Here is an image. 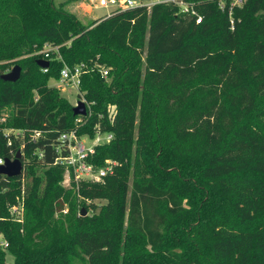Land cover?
Listing matches in <instances>:
<instances>
[{
  "label": "trees",
  "instance_id": "16d2710c",
  "mask_svg": "<svg viewBox=\"0 0 264 264\" xmlns=\"http://www.w3.org/2000/svg\"><path fill=\"white\" fill-rule=\"evenodd\" d=\"M196 1L199 24L172 3L86 24L71 0H0V157L26 165L0 174V264H264V0ZM65 64L87 115L48 84ZM97 128L87 161L114 171L66 187L62 133Z\"/></svg>",
  "mask_w": 264,
  "mask_h": 264
},
{
  "label": "built area",
  "instance_id": "2783aa9c",
  "mask_svg": "<svg viewBox=\"0 0 264 264\" xmlns=\"http://www.w3.org/2000/svg\"><path fill=\"white\" fill-rule=\"evenodd\" d=\"M247 0H232L231 8L233 6H243ZM89 3L94 8H107L108 12L104 17H108L113 13L137 6H146L151 9L154 5L160 3H172L179 8V12L193 16L196 22L199 24L203 21V15L198 10V1L196 0H89ZM221 9L225 10L224 0L219 1ZM103 17V18H104ZM233 23V20H232ZM52 51H58V46L50 44L45 45V48L40 53L44 54L43 59H48ZM84 65L79 64L71 67L67 64L61 70L60 80L66 87H76L80 92L81 75ZM44 71H48V67L43 68ZM104 76L108 75V69H102ZM84 136H80L76 130L64 132L61 135V144L59 151L66 150V154L60 152V156L57 158V162L64 163L67 166V172L64 179V185L66 187L72 186V175L74 180L79 183L83 180L99 181L102 180L108 173L114 171V167L117 164L116 161L107 160V164L102 167H96L94 164L87 161L88 157L95 152V147L101 143L109 142L113 135L111 133L102 132L97 128L96 135L92 139L90 145L86 144ZM4 162V159L0 157V164ZM17 206L12 207V211L16 212ZM66 212V210H64ZM1 244H4L1 242Z\"/></svg>",
  "mask_w": 264,
  "mask_h": 264
},
{
  "label": "rangeland",
  "instance_id": "374dc122",
  "mask_svg": "<svg viewBox=\"0 0 264 264\" xmlns=\"http://www.w3.org/2000/svg\"><path fill=\"white\" fill-rule=\"evenodd\" d=\"M65 2L68 0H57L58 3ZM68 9L78 13L79 17L84 21V23L88 24L90 21L97 19L101 16H103L109 9L107 8H94L90 5L89 0H71V3L67 5ZM48 84L50 86H55L59 89H61V92L65 97L69 99V101L76 105L79 99V89L76 87H66L60 79H56L54 77H50ZM8 132L10 130H7ZM84 139L86 140V144L90 145L92 143V139L89 137L84 136ZM24 163V162H23ZM26 165L24 164V171H25ZM90 203V202H88ZM87 203V205H88ZM95 203H104V201L99 202V200H96ZM83 208L87 211V214H92V207L88 205L89 210L86 208L85 205H83ZM2 235L0 234V243L2 241ZM10 261L13 260V257L10 256Z\"/></svg>",
  "mask_w": 264,
  "mask_h": 264
},
{
  "label": "water",
  "instance_id": "95a60500",
  "mask_svg": "<svg viewBox=\"0 0 264 264\" xmlns=\"http://www.w3.org/2000/svg\"><path fill=\"white\" fill-rule=\"evenodd\" d=\"M49 60L40 58L38 64L42 67L49 66ZM22 67L19 64L14 65L8 72L2 75V78L7 81H17L21 76ZM73 112L75 115H87V102L83 99H79L77 105L73 106ZM24 172L23 154L18 151L14 158H5L4 162L0 164V174L7 175L9 177L22 175ZM87 211L83 208L82 215H86Z\"/></svg>",
  "mask_w": 264,
  "mask_h": 264
},
{
  "label": "crops",
  "instance_id": "0c3cea01",
  "mask_svg": "<svg viewBox=\"0 0 264 264\" xmlns=\"http://www.w3.org/2000/svg\"><path fill=\"white\" fill-rule=\"evenodd\" d=\"M107 12H108V11H107ZM107 12H106V13H107ZM106 13H105V14H106ZM105 14H104V15H105ZM104 15H103V16H101V17H104ZM101 17H99V18H101Z\"/></svg>",
  "mask_w": 264,
  "mask_h": 264
},
{
  "label": "bare ground",
  "instance_id": "6f19581e",
  "mask_svg": "<svg viewBox=\"0 0 264 264\" xmlns=\"http://www.w3.org/2000/svg\"><path fill=\"white\" fill-rule=\"evenodd\" d=\"M77 105V104H76Z\"/></svg>",
  "mask_w": 264,
  "mask_h": 264
}]
</instances>
